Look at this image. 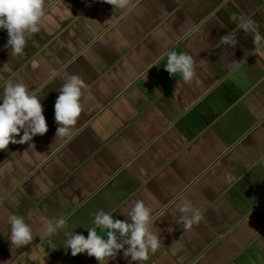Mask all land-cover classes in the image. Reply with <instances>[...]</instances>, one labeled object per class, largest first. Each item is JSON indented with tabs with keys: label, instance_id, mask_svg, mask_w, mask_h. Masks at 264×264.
I'll return each instance as SVG.
<instances>
[{
	"label": "crops",
	"instance_id": "obj_1",
	"mask_svg": "<svg viewBox=\"0 0 264 264\" xmlns=\"http://www.w3.org/2000/svg\"><path fill=\"white\" fill-rule=\"evenodd\" d=\"M45 13L19 57L0 29V94L8 79L36 91L49 129L35 147L0 151V264H99L72 256L65 234L87 238L99 210L127 221L137 199L161 238L144 264H264V49L252 54V35L232 20L251 18L264 36V0H130L123 13L103 0H46ZM234 30L237 46L217 48ZM170 50L193 57L191 84L164 69ZM71 75L85 82L83 110L55 141L54 105ZM183 200L203 216L186 232ZM12 215L32 229L20 249ZM129 260L121 251L109 264Z\"/></svg>",
	"mask_w": 264,
	"mask_h": 264
},
{
	"label": "clouds",
	"instance_id": "obj_2",
	"mask_svg": "<svg viewBox=\"0 0 264 264\" xmlns=\"http://www.w3.org/2000/svg\"><path fill=\"white\" fill-rule=\"evenodd\" d=\"M103 2L113 6L115 12L120 10L123 13L128 9L130 0H103ZM45 3L46 0H0V29L8 33L6 47L12 57L23 55L28 42L27 37L41 30L43 17L46 14ZM232 20L237 23V29L252 35L255 46L252 54H258L264 49V36H261L255 21L236 16H233ZM238 43L234 30L221 37L216 47L235 48ZM232 63L235 66L241 64L235 61ZM164 69L170 76L179 77L186 84H191L196 77L193 57L186 53H177L175 50L167 53ZM85 87V82L78 75L69 76L62 85L54 105L55 121L58 125L55 141L58 138L70 137L77 125L83 110L82 95ZM0 101H2L0 151L8 149L10 144H29L30 148L35 147L30 143L33 138L37 135L43 136L49 130L37 92H30L22 82L8 79L3 85ZM21 130L23 135L20 139H16L20 136ZM176 207L181 213L179 219L183 224V232L191 230L194 225L198 226L203 219L199 210L188 200H183ZM121 214L128 220L114 219L110 213L103 210L93 213L94 227L87 229L89 233L87 238L75 232L66 233L68 238L65 247L71 250L72 256L86 253L89 257H94L99 264H109L121 251L126 260L130 258L129 264H144L150 254H156L160 248V235L152 231L154 220L152 209L147 207L143 200L137 199L126 212L122 211ZM9 224L12 249H20L33 242L31 226L23 217L12 215L9 217ZM65 225L66 220L63 217L49 220L44 238L52 237ZM97 229H101L104 235L98 234ZM44 238H41L42 243ZM48 243L50 248H55L50 239Z\"/></svg>",
	"mask_w": 264,
	"mask_h": 264
}]
</instances>
